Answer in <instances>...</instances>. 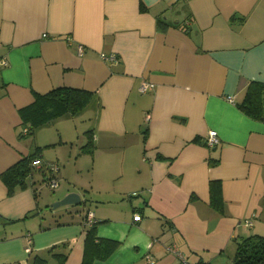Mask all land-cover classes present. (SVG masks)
<instances>
[{
  "label": "crops",
  "instance_id": "crops-1",
  "mask_svg": "<svg viewBox=\"0 0 264 264\" xmlns=\"http://www.w3.org/2000/svg\"><path fill=\"white\" fill-rule=\"evenodd\" d=\"M3 59L0 264H83L93 224L89 264H234L237 240L264 237V121L237 106L264 83V0H0ZM63 87L93 96L23 133L21 110ZM48 164L70 185L57 199L80 195L70 217L36 186Z\"/></svg>",
  "mask_w": 264,
  "mask_h": 264
},
{
  "label": "trees",
  "instance_id": "trees-1",
  "mask_svg": "<svg viewBox=\"0 0 264 264\" xmlns=\"http://www.w3.org/2000/svg\"><path fill=\"white\" fill-rule=\"evenodd\" d=\"M160 25V24H159ZM158 25V26H159ZM160 27V26H159ZM164 29V28H161ZM93 94L90 91L63 87L54 89L44 95H37L34 102L21 110L24 124L29 123L27 133H32L38 125L50 121L52 118L65 113L75 114L82 110L91 100ZM238 108L248 117L264 121V83L250 81L246 86L244 96L237 103ZM92 147L91 138L83 146L84 149ZM35 156L23 158L1 174L2 180L11 190L15 183H22V178L29 172V162ZM236 252L233 257L234 264H264V237L252 234L237 240ZM86 253L82 263L89 264L91 258L87 255V247L98 249L99 241L95 239V225L86 230ZM60 256V255H59ZM44 261L45 259L39 258ZM63 259L57 264H62Z\"/></svg>",
  "mask_w": 264,
  "mask_h": 264
},
{
  "label": "built area",
  "instance_id": "built-area-1",
  "mask_svg": "<svg viewBox=\"0 0 264 264\" xmlns=\"http://www.w3.org/2000/svg\"><path fill=\"white\" fill-rule=\"evenodd\" d=\"M6 63V61L3 59L0 61V64L4 65ZM149 85V82L143 80L140 83L139 86V91L140 92H145L147 87ZM230 101H233L232 97H228ZM28 129L26 127H24L23 129V133H27ZM219 138H218V134L217 131L215 130H210L208 132V134L206 135V144L208 146H213L216 143H218ZM32 165L34 166H40L42 164L41 160L39 158H35L32 162ZM48 170L50 171V176L47 178L46 180V184L48 186H50L51 188H55L58 185V181L57 178L54 176L55 172L58 169V166L56 164H48L47 165ZM140 218V215L136 214L134 215V220H138ZM83 224L85 225H90L93 223V213L91 211H87L86 213L83 214V219H82ZM247 225H250L251 222L250 221H246ZM169 250L171 251H176V249L174 247H169ZM148 259L150 262H152V259L150 256H148ZM181 264H186L185 261H182Z\"/></svg>",
  "mask_w": 264,
  "mask_h": 264
},
{
  "label": "rangeland",
  "instance_id": "rangeland-1",
  "mask_svg": "<svg viewBox=\"0 0 264 264\" xmlns=\"http://www.w3.org/2000/svg\"><path fill=\"white\" fill-rule=\"evenodd\" d=\"M79 122L78 123H82L81 120H78ZM59 167V165H58ZM70 167L66 166L65 170L68 171ZM47 180V178H46ZM57 181H58V185L55 187V188H51L50 186H48L46 184V181L43 182L42 180H37L36 181V186L37 188L41 191V195H43L45 198V200H47L48 202H50L49 204H51L53 201H55L57 199V197L59 195H56L58 192H59V189L63 186V187H69V182L68 181H65V180H59L57 178ZM55 198V199H51V198ZM52 200V201H50ZM64 207V208H63ZM72 209H70L71 211ZM54 211L56 212V215H57V218L61 217V216H65V217H70V213L67 209H65V206H60V207H57L56 209H54ZM68 211V212H66ZM73 211V210H72ZM45 216L47 217H50V211L49 210H45ZM74 212V211H73ZM64 217V218H65Z\"/></svg>",
  "mask_w": 264,
  "mask_h": 264
},
{
  "label": "water",
  "instance_id": "water-1",
  "mask_svg": "<svg viewBox=\"0 0 264 264\" xmlns=\"http://www.w3.org/2000/svg\"><path fill=\"white\" fill-rule=\"evenodd\" d=\"M80 203V195L76 192H68L64 196L56 199L50 204V207L68 206Z\"/></svg>",
  "mask_w": 264,
  "mask_h": 264
}]
</instances>
